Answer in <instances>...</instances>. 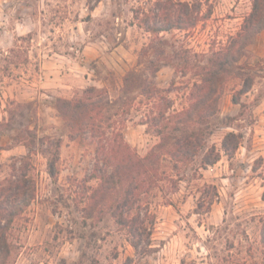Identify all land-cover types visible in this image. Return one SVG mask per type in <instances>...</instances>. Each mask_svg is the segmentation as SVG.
Wrapping results in <instances>:
<instances>
[{
	"label": "rangeland",
	"instance_id": "rangeland-1",
	"mask_svg": "<svg viewBox=\"0 0 264 264\" xmlns=\"http://www.w3.org/2000/svg\"><path fill=\"white\" fill-rule=\"evenodd\" d=\"M158 1L169 4L0 0V181L26 169L36 185L8 230L11 264L263 263L264 30L231 72L220 74L211 96L215 112L205 108L207 119L193 127L203 131L196 154L178 161L159 157L157 179L133 210H140L145 227L138 251L113 216L114 194L90 198L99 182L91 176L94 167L112 169L96 161L98 138L88 132L70 139L54 109L56 97L103 88L117 112L107 131L121 132L124 143L146 155L159 141L160 112L167 116L191 105L202 67L251 9V0H172L195 5L197 23L156 34L146 29L165 18ZM129 71L137 77L128 76L125 86ZM245 78L251 85L242 93ZM228 132L240 136L231 156L221 148ZM57 140L53 179L46 167ZM212 147L220 159L201 166Z\"/></svg>",
	"mask_w": 264,
	"mask_h": 264
},
{
	"label": "trees",
	"instance_id": "trees-1",
	"mask_svg": "<svg viewBox=\"0 0 264 264\" xmlns=\"http://www.w3.org/2000/svg\"><path fill=\"white\" fill-rule=\"evenodd\" d=\"M162 2H157V10H167L165 18L160 25L147 26L146 30L158 34L172 29L185 30L197 23L196 17L193 16L195 11L192 8L195 5L172 0H167L169 4ZM262 30H264V0H251V9L243 17L238 31L229 37L217 56L202 67L200 81L193 84L197 95L193 96L191 105L167 116L164 112H160L156 118L158 126L156 134L159 141L144 156H139L127 143L123 142L121 132L107 131L115 124L114 115L117 112L113 110L115 102L109 98L106 90L90 86L82 89L74 99L56 97L54 109L67 127L70 139L83 138V135L88 132L91 133V137L98 138V143L94 141L96 161L101 162L103 166H112V169L107 172L98 166L94 167L91 176L99 179V182L92 190L90 198L93 202L96 197L104 201L106 196L114 194L113 216L116 222L126 229L130 244L136 251L140 248L143 231H145L144 221L140 218V210H138L141 195L147 191L144 190L146 185L153 182L154 178L157 179L156 163L159 157L166 155L172 161H178L186 159L189 154H196L203 131L193 127L204 123L207 119L205 108L210 110L208 113L210 115L215 112L217 99H212L211 96L217 89L220 74L226 70H232L231 66L239 61L245 49ZM128 76L133 79L137 77L135 71H129L125 77V86L128 85ZM243 82L244 85L240 91L242 93L250 88L251 80L245 78ZM233 102L237 103L238 99H233ZM179 134L181 138L178 137ZM21 141L28 146L29 143L22 138L19 139V142ZM53 144L54 149L52 148L46 168L49 175L55 179L59 140L54 141ZM239 144L240 136L228 132L222 139L221 148L225 154L231 156ZM219 159L220 153L215 152L212 147L202 157L201 166L214 164ZM12 169L13 171L15 169L14 163ZM35 191V182L27 176L26 169L19 170L18 174L12 173L10 177L0 181V264H11L14 260L13 245L7 237L8 230L14 218L30 204ZM136 208L139 213L133 212ZM122 209H126L127 219L123 216ZM260 221V244L264 253V217Z\"/></svg>",
	"mask_w": 264,
	"mask_h": 264
},
{
	"label": "crops",
	"instance_id": "crops-1",
	"mask_svg": "<svg viewBox=\"0 0 264 264\" xmlns=\"http://www.w3.org/2000/svg\"><path fill=\"white\" fill-rule=\"evenodd\" d=\"M54 83V82H53Z\"/></svg>",
	"mask_w": 264,
	"mask_h": 264
}]
</instances>
